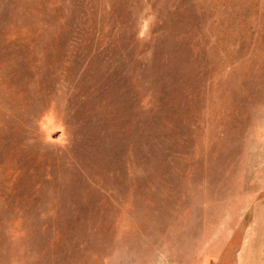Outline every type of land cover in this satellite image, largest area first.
<instances>
[{
  "label": "rangeland",
  "instance_id": "rangeland-1",
  "mask_svg": "<svg viewBox=\"0 0 264 264\" xmlns=\"http://www.w3.org/2000/svg\"><path fill=\"white\" fill-rule=\"evenodd\" d=\"M260 247L264 0H0V264Z\"/></svg>",
  "mask_w": 264,
  "mask_h": 264
},
{
  "label": "crops",
  "instance_id": "crops-1",
  "mask_svg": "<svg viewBox=\"0 0 264 264\" xmlns=\"http://www.w3.org/2000/svg\"><path fill=\"white\" fill-rule=\"evenodd\" d=\"M258 255L256 256V260L253 262V264H264V247L259 248V254ZM207 258L210 259V261H207L206 263L211 264L212 263L211 256L209 255ZM232 258H233V262H232ZM247 258H248L247 256L244 257V255H243V253H241V251L237 252L234 256H230L227 253H223L220 256V258H217L218 261L215 264H250V262L248 261ZM244 259H246V260H244Z\"/></svg>",
  "mask_w": 264,
  "mask_h": 264
}]
</instances>
